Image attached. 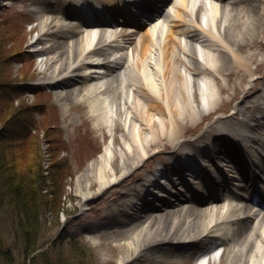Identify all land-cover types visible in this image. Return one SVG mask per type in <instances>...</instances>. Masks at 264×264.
Instances as JSON below:
<instances>
[{
    "label": "bare ground",
    "instance_id": "1",
    "mask_svg": "<svg viewBox=\"0 0 264 264\" xmlns=\"http://www.w3.org/2000/svg\"><path fill=\"white\" fill-rule=\"evenodd\" d=\"M127 1L132 0H98L104 6L105 16L116 20L122 17L123 20L111 25L114 32L108 34L100 29L96 34L91 26L85 28L67 22L74 19L69 7L73 0H66L60 7L42 0H30L34 15L26 22L35 23L28 32L37 35L32 42L45 45L37 54L38 66L44 67L43 74L50 73L46 85L60 89L54 93V99L65 101L62 104L70 101L75 107L90 103L88 114L97 119L100 129L108 123L110 135L124 132L121 136L127 152L122 163L114 164L117 150L107 145L103 153L88 164L89 174L76 183L81 205L85 206L91 191H102L113 184L153 147H164L169 142L182 149L179 154L173 150L164 167L178 172L182 164L191 163L192 149L189 154L185 153L184 141L176 137L191 129L183 128L185 123L189 118L200 121L210 111L219 110L223 94H227V98L230 96L232 101L242 92L245 95L238 109L241 121L223 124L219 118L215 119L213 133L208 135L210 131H204L194 148L208 158L216 173L220 168L215 167V162L235 158L248 190L253 192V172L247 174L243 161L249 160L246 155L254 154L255 145L262 148L264 142L244 137L240 140L239 148L243 151L240 154L236 142L232 143L217 131L235 134L247 127L254 130L263 126L264 93L255 85L246 88V80L239 81L236 77H252L263 69L264 46L258 35L264 29V0H170L142 31L128 28L134 19L126 9ZM142 1L134 0L141 5L142 14L155 6L154 1L141 4ZM93 13L90 7L78 12L83 20L89 18L87 14L93 17ZM200 15L204 16L203 24ZM99 44L94 54L118 50L111 66L87 61L93 53L91 47ZM119 54L121 57L116 58ZM217 76L225 77L228 83L219 82ZM231 77L236 81L231 82ZM199 96L205 102L200 103ZM78 111L81 113L79 108ZM249 121L255 122V127L249 125ZM212 143H215L214 150L215 146L219 147L216 152L209 149ZM183 155L190 156L191 162L181 157ZM203 155L201 163L206 165ZM190 167L210 191L217 189L221 195H209L201 201L193 193L181 199L177 191H173L166 195L169 204L163 202L159 214H155L147 198L140 206L127 203L128 197L139 191L140 198L146 193V183L141 181L144 178L134 172L122 179L123 195L114 200L105 221L97 223L89 232L98 234L100 239L110 237L104 248L107 252H121L118 264L134 260L175 264L183 258L180 252L190 245L186 239L201 237L210 238V241L206 242L194 264L216 260L217 250L222 246L226 251L214 264H264V206L253 203L250 193L244 200L226 196L225 182L217 187L207 172ZM226 171L227 176H231L230 171ZM194 182L202 189L198 180ZM124 209L128 211L124 213ZM228 230L232 231L230 237ZM209 233L216 235L209 237ZM169 247L173 249L169 251ZM147 252L148 255H144Z\"/></svg>",
    "mask_w": 264,
    "mask_h": 264
},
{
    "label": "rangeland",
    "instance_id": "2",
    "mask_svg": "<svg viewBox=\"0 0 264 264\" xmlns=\"http://www.w3.org/2000/svg\"><path fill=\"white\" fill-rule=\"evenodd\" d=\"M24 5L25 3L19 0H0V112L2 114L0 123L7 117L11 120L15 131L13 140L5 145L7 148L0 147V150L8 152L9 159L18 163L19 169L26 160L29 161L33 156H37L35 164L42 166L44 175L47 177L46 185L49 186V194L48 197L43 198V232L40 240L43 247L48 250L49 264H118L121 252H107L104 248L110 241V237L100 239L98 234L90 233L89 229L105 221L114 200L122 196L124 188L119 183L121 178L139 172L141 178L145 179L150 173L148 169L151 165L165 163L170 153L173 150L177 151L179 147L168 142L164 147L151 148L146 157L135 162L120 179H116L114 184L106 186L102 191H91L88 202L82 206L77 195L76 183L89 174L88 164L103 153L105 145H110L117 150L118 155L115 157L114 164L122 163L127 152L121 136L124 132L122 130L110 135V125L100 129L97 119L91 118L88 114L87 106L90 103H84L80 107H75V104L70 101L62 104L65 101L57 102L54 99L56 90L48 87L37 93V89H33L31 93L17 92V89L12 87L15 80L35 75L38 78H44L50 74L39 75L44 67L38 66V56L31 53L32 56L26 52L27 49L29 51L35 49H26L25 45L36 37V33L27 35L24 31L14 28L23 25L28 17H33L29 12L31 3L27 8V3L26 6ZM1 11H10V14L15 15L7 17ZM2 22L6 26L1 25ZM7 26H13V28ZM236 78L239 81L244 78L246 88L253 85V77L241 75ZM216 80L228 83V80L222 76H217ZM231 80V82L236 81L235 77H231ZM5 86L11 91L8 96H5L3 90ZM243 95L244 92L237 99L230 101V96L227 98V94H223L221 101L223 104L219 110L210 111L200 121L194 122L189 118L183 128L191 129L186 133H179L176 137L179 138L178 140L190 141L192 133L198 134L205 129H211L214 118L221 119L222 115L232 109L234 112L238 111L236 105L242 102ZM200 96V103L205 102ZM232 120L237 119H230ZM256 133L258 136H263V133L258 130ZM146 164H148L147 167H145ZM146 180L148 179L141 181ZM52 192L54 194L50 195ZM151 198L154 206L160 207L162 202H166V199L154 201V197ZM4 204L3 206L0 204V208L4 207ZM9 220L12 221L10 214ZM6 241L11 245L14 242L13 236H7ZM47 244L51 245L48 247ZM219 251L223 253L226 248L222 247ZM4 260L0 259V264H5L6 260ZM218 261L217 258L209 264ZM15 263L22 264L23 258L16 259ZM130 264H137V262L134 260ZM175 264H194V260L188 259L186 262Z\"/></svg>",
    "mask_w": 264,
    "mask_h": 264
},
{
    "label": "trees",
    "instance_id": "3",
    "mask_svg": "<svg viewBox=\"0 0 264 264\" xmlns=\"http://www.w3.org/2000/svg\"><path fill=\"white\" fill-rule=\"evenodd\" d=\"M9 157L8 152L0 150V204L3 206L5 203L1 209L11 216L13 224L10 229L14 234V242L11 245L7 242L5 247L0 242L3 252L0 257L4 260L3 256L11 257L19 254L24 258L22 264H49L47 259L44 261L38 259L43 258L42 254L34 255L29 261L27 259L37 249L38 238L41 235L39 211L42 199L49 194L47 177L42 166L35 164L37 156H33L29 161L26 160L20 169L18 163L10 160ZM52 194L54 193H50ZM4 223L6 224L7 221L5 220Z\"/></svg>",
    "mask_w": 264,
    "mask_h": 264
}]
</instances>
